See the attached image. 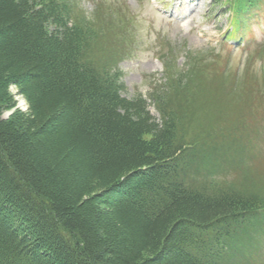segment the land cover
<instances>
[{
	"label": "trees",
	"instance_id": "trees-1",
	"mask_svg": "<svg viewBox=\"0 0 264 264\" xmlns=\"http://www.w3.org/2000/svg\"><path fill=\"white\" fill-rule=\"evenodd\" d=\"M70 2L0 0V264H231L264 196L187 184L179 113L123 95Z\"/></svg>",
	"mask_w": 264,
	"mask_h": 264
},
{
	"label": "rangeland",
	"instance_id": "rangeland-1",
	"mask_svg": "<svg viewBox=\"0 0 264 264\" xmlns=\"http://www.w3.org/2000/svg\"><path fill=\"white\" fill-rule=\"evenodd\" d=\"M224 1L69 0V10L100 30L104 52L95 61L118 68L125 97L146 98L157 120L161 108L179 113L178 137L193 139L187 184L264 196V0H251L236 46L220 42L231 31ZM247 234L231 264H264V207Z\"/></svg>",
	"mask_w": 264,
	"mask_h": 264
}]
</instances>
